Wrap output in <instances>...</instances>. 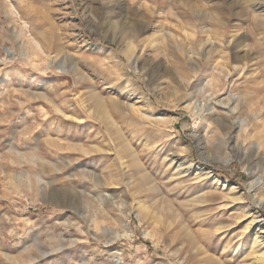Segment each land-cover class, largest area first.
<instances>
[{"label":"rangeland","instance_id":"obj_1","mask_svg":"<svg viewBox=\"0 0 264 264\" xmlns=\"http://www.w3.org/2000/svg\"><path fill=\"white\" fill-rule=\"evenodd\" d=\"M252 15L264 0H0V264L251 263ZM167 31L191 57L179 69Z\"/></svg>","mask_w":264,"mask_h":264},{"label":"bare ground","instance_id":"obj_2","mask_svg":"<svg viewBox=\"0 0 264 264\" xmlns=\"http://www.w3.org/2000/svg\"><path fill=\"white\" fill-rule=\"evenodd\" d=\"M170 3V2H169ZM19 7H17V10L18 11H20L19 9H18ZM20 13V12H19ZM253 16V15H252ZM23 17V16H22ZM252 18V22H253V26L254 27H259V26H261V27H263L264 26V21L262 20V19H260L259 17H257V16H253V17H251ZM127 32H129V31H127ZM162 35H161V38H165V36L163 35V33H161ZM167 35H169L170 36V38L173 40V42H172V44L174 45V47H175V49H174V51L171 53V56H172V64H171V66L174 68V69H179V67H180V65L177 63V62H180V63H186V61L189 59H191V57H190V55L188 56V59H187V57H186V55H185V52L183 51V49H182V46H181V42H179L178 41V39L170 32V31H167V33H166ZM125 35V34H124ZM123 35V36H124ZM154 36V35H153ZM168 38V37H167ZM154 39H157V38H154ZM153 39V40H154ZM166 39V38H165ZM165 39H164V41H165ZM122 40H125L124 38L122 39ZM161 40V39H160ZM159 40V41H160ZM156 41V40H155ZM169 41H170V39H169ZM153 42V41H152ZM117 46L116 47H118L119 48V50L125 55V56H128V58H130V56L131 55H129L128 54V50H129V48H130V45L129 44H127L126 43V45L124 44V45H122V43H117V42H114ZM132 42L130 41V44H131ZM154 43V42H153ZM159 43H161V47H162V49H161V51L162 50H166V46L165 45H162L163 43L160 41V42H158L157 41V44H159ZM134 47V46H133ZM133 47H131L132 48V50L134 49ZM168 47V46H167ZM134 51V50H133ZM159 51H160V49H159ZM154 52V51H153ZM196 52V51H195ZM158 53H160V52H158ZM167 54V53H166ZM135 57V56H134ZM132 58H133V56H132ZM139 58V57H138ZM138 58H136L137 60H138ZM134 59V58H133ZM167 61H170L169 59H167ZM199 63H201V62H199ZM99 104V103H98ZM212 120V119H211ZM219 122V124L221 125L222 124V121H218ZM207 124V123H206ZM219 124L217 123V125L219 126ZM223 125V124H222ZM226 126V125H225ZM263 134H264V131H263ZM252 136L255 138V140L258 142V144L259 145H262L263 143V141H264V136H260L259 134H258V132L255 130L254 132H253V134H252ZM215 141V140H214ZM84 149V148H83ZM181 151H183V150H181ZM189 163V162H188ZM182 165V164H181ZM188 167V166H187ZM179 173V172H178ZM98 178V177H97ZM96 178V179H97ZM162 201V200H161ZM141 207H142V209H146V208H144V204L143 205H140ZM148 207V206H147ZM160 208V207H159ZM174 214V213H173ZM155 215H157V211H155L154 212V216ZM161 216V215H160ZM171 216V215H170ZM171 217H173V216H171ZM251 219H250V221H249V223H248V225H247V227H246V229H250V226H252V225H254V223L257 221V217L256 216H251L250 217ZM260 219V218H259ZM263 219V218H262ZM170 220V219H169ZM264 221V220H263ZM158 224V223H157ZM247 231H249V230H247ZM264 230H262V232H263ZM248 233V232H247ZM146 234H149L148 232H146ZM250 234V233H249ZM252 235H254V239H253V237H252V239L253 240H251V244H249L250 246L248 247V252L250 253V254H252L253 255V261H251V263H248V264H264V250H261V251H258L257 250V246L260 244V243H262L261 242V240L259 239V236L255 233V232H253L252 233ZM241 249V248H240ZM233 250V249H232Z\"/></svg>","mask_w":264,"mask_h":264},{"label":"trees","instance_id":"obj_3","mask_svg":"<svg viewBox=\"0 0 264 264\" xmlns=\"http://www.w3.org/2000/svg\"><path fill=\"white\" fill-rule=\"evenodd\" d=\"M145 244H147V245H148V242H145Z\"/></svg>","mask_w":264,"mask_h":264}]
</instances>
